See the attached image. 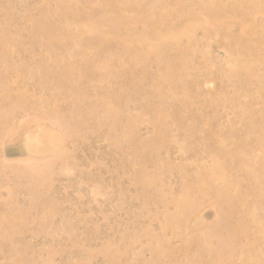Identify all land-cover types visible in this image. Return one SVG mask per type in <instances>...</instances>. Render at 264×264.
Returning <instances> with one entry per match:
<instances>
[{"label":"rangeland","instance_id":"rangeland-1","mask_svg":"<svg viewBox=\"0 0 264 264\" xmlns=\"http://www.w3.org/2000/svg\"><path fill=\"white\" fill-rule=\"evenodd\" d=\"M0 264H264V0H0Z\"/></svg>","mask_w":264,"mask_h":264}]
</instances>
